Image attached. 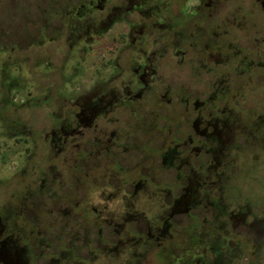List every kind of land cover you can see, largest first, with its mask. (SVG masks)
<instances>
[{
	"label": "flooded vegetation",
	"instance_id": "obj_1",
	"mask_svg": "<svg viewBox=\"0 0 264 264\" xmlns=\"http://www.w3.org/2000/svg\"><path fill=\"white\" fill-rule=\"evenodd\" d=\"M252 1V7L264 13V0ZM223 5L224 0H72L47 4L43 10L44 49L36 54H15L13 60L0 67V139L10 140L5 147L0 142V154L12 150L13 144L21 146L26 160L35 154L32 121L13 115V108L37 105L39 101L48 108L58 105L59 115L46 116L52 122L42 131L44 148L47 152L55 148V154H64L66 162L70 154L68 170L74 176H88L85 169L83 173L82 169L77 171L80 161L97 154L110 159L113 146H119L116 130L104 131L96 120L119 121L111 113L140 100L150 87L147 76L154 70L146 64L150 58L139 59L134 52L141 39L156 34L158 39L180 44L174 53L179 57L170 56L166 67L187 66L190 50L207 47L211 37L207 36L210 25L206 21L217 17ZM47 27L49 32H45ZM50 43L61 44L62 48L50 49ZM140 46L137 50L143 53ZM154 53L159 59L168 56L167 48L152 52V56ZM216 56L209 58L221 59L219 54ZM34 76L41 81L34 80ZM213 96L209 94V98ZM227 110V114L191 120L195 127L204 123L202 129L196 127L200 135L197 139L187 133L172 147L154 152L160 172L175 171L173 188L164 189L143 175L131 183L126 168L117 161L96 169L90 178L78 175L75 191L83 190L84 196H75L73 213L78 215L82 229L93 235L87 256L73 260L65 254L51 257L47 222L36 225L33 217L29 220L26 216L24 206L18 213L11 207L0 208V218L13 220L7 228L0 226V236L6 234L0 238V264H37L38 251L43 255L39 261L47 264H136L135 260L137 264H264V185L256 189L255 195L233 197L230 193L229 182L242 158V147L235 148L239 135L235 129L242 116ZM255 117L257 122H264V114ZM93 125L100 136L105 134V140L95 136L91 141L94 149L88 152L84 146L88 141L76 135ZM185 140L190 146L180 155L178 147ZM231 150H237V157L230 155ZM193 157L196 160H191ZM45 160L39 185L44 192L49 190L50 172L57 165ZM11 163L24 173L30 169L29 162L23 165L18 158ZM185 165L188 168L184 171ZM102 187L108 193L103 189L97 192ZM134 200L136 208L130 215L129 205ZM114 201L118 202L117 212L111 206ZM196 209L200 210L194 213ZM107 212L113 217L104 216ZM182 213L188 220L197 219L200 213L201 226L198 221H183L179 216ZM114 217L119 220L114 224L116 231L136 219L145 224L144 230L137 237L115 244L109 238L111 232L106 231L113 226ZM24 224H29L25 233L21 232ZM131 239L134 241L129 243ZM39 240L42 247L38 246ZM76 249L83 250L80 246ZM69 251L72 249L60 248V252ZM134 255L138 257L134 259Z\"/></svg>",
	"mask_w": 264,
	"mask_h": 264
},
{
	"label": "rangeland",
	"instance_id": "obj_2",
	"mask_svg": "<svg viewBox=\"0 0 264 264\" xmlns=\"http://www.w3.org/2000/svg\"><path fill=\"white\" fill-rule=\"evenodd\" d=\"M58 2L70 3L72 0H0V67L3 63L13 60L15 54H36L44 49L42 32L46 17L43 10L47 4ZM252 2V0H224L223 8L217 17L206 21L210 25L207 36L211 37L207 41V47L190 50L187 66L166 67L170 56L179 57L174 56V53L180 44H173L174 41L168 42L167 38L158 39L156 34L146 40L141 39L134 52L139 59L150 58L146 61V64L154 69L152 74L147 76L150 79L148 81L150 87L145 89L143 98L127 106H121L111 113L117 116L119 121L96 120L98 127L103 128L104 131L116 130V137L118 135L121 139H116L119 146H113L110 159L97 154V156H88L86 161L79 162L78 170H76L82 169L81 173H83L85 169L88 176H82L83 174L74 176L68 170L70 154L66 156L68 158L66 162L64 154H55V148L51 147L50 153L44 148L42 131L49 122H52L46 116L52 113L59 115L60 106L48 108L39 101L37 105L13 108V115L25 116L32 121L31 131L35 140L32 148L35 154L26 160L21 154V146L14 144L12 150H5L0 154V208L11 207L18 213L20 207L24 206L27 208L26 216L29 220L33 217L36 225H44L43 221L47 222L50 241L48 251L51 257L65 254L73 260L87 256L86 251L90 247L89 238H93V235L82 229L78 215L73 213L76 208L74 203L76 197L84 196L82 189V191H75L78 175L90 178L96 169H104L117 161L126 168V174L132 180L131 183L138 182L143 175L164 189L167 186L173 188L175 171L168 169L160 172L157 169L160 165L159 158L153 155L154 152H159L168 146L172 147L175 142L186 138L187 133L197 139L200 135L196 133V127L202 129L204 123H197L195 127L191 120L198 116L207 119L216 114H227V109L242 116L240 126L235 129L239 132L235 148L242 147V158L229 182L230 193L233 197L250 193L255 195L256 189L264 185V122H257L255 117L264 114V13L253 8ZM45 32H49V27ZM167 43L173 44L172 48L167 46ZM60 45L50 43L48 47L62 48ZM139 46L143 53L137 50ZM162 48H167L168 56L161 59L157 53L152 56V52H158ZM217 54L221 59L216 61L214 57H217ZM210 55L214 57L209 58ZM0 78H2L1 74ZM33 78L41 81L35 76ZM212 93L214 96L209 98V94ZM94 128V125L87 129L83 128V133L76 135H79V140L88 141V144L84 145L88 152L94 149L91 141L93 142L95 136L105 140V134L100 136V130H94ZM210 130L215 129L210 128ZM186 141L178 147L180 155H184L190 146ZM0 142L5 147V143H9L10 140L0 139ZM230 155L237 157V150H231ZM17 158L23 165L29 162L27 168L30 167V169L26 173L14 168V163L11 161ZM46 158L49 164L57 165L50 172L49 190L44 192L39 185L42 176L41 168L46 163ZM191 160L196 158L193 157ZM184 167L186 168L184 171L187 170L188 167L186 165ZM82 177H80L81 180ZM117 184L115 181L114 185L117 186ZM99 189L108 193L106 187L98 188L97 192ZM128 189L133 188L129 186ZM93 201L97 206L99 205L95 198ZM115 202L111 206L114 208L113 211L117 212L118 202ZM137 202L142 201L138 199ZM111 206L108 207L109 212ZM129 206L132 210L130 215H132L136 208V200ZM108 209L105 208V210ZM198 210L200 209L194 210V213ZM109 212L104 216L112 218L113 215ZM179 216L183 218V221L196 223L198 221L201 226L200 213L197 216L198 220L185 219L183 213ZM113 220V226H109L106 231L111 232L109 238L115 244L122 240L127 241L130 237L139 236L141 229L144 230L145 227L142 220L136 219L121 231H116L114 224L119 223V220L115 217ZM20 221L17 220L18 223ZM12 222L13 220L9 218H0L2 227L7 228L8 223L12 225ZM22 227L24 230L21 232L25 233L29 224H24ZM5 235L3 232L0 238H4ZM133 241L134 239H131L128 242ZM163 243L167 242L163 241ZM19 244L21 246L22 241ZM42 245L39 240L38 246L42 247ZM78 246L83 250L78 251L76 249ZM62 247L72 251L60 252ZM38 253L37 258L42 260V251ZM177 253H180V250H177ZM132 257L135 259L138 256ZM155 258L156 256H153V260ZM39 259L37 264H47ZM135 261L139 263L138 260ZM50 264L58 263L52 261Z\"/></svg>",
	"mask_w": 264,
	"mask_h": 264
}]
</instances>
